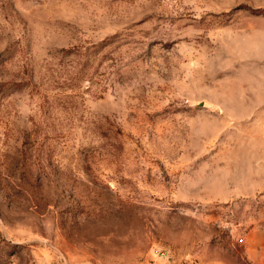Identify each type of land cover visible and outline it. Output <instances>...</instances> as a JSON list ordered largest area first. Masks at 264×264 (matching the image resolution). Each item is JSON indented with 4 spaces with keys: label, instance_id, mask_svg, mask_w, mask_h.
I'll return each mask as SVG.
<instances>
[{
    "label": "rangeland",
    "instance_id": "1",
    "mask_svg": "<svg viewBox=\"0 0 264 264\" xmlns=\"http://www.w3.org/2000/svg\"><path fill=\"white\" fill-rule=\"evenodd\" d=\"M0 264H264V0H0Z\"/></svg>",
    "mask_w": 264,
    "mask_h": 264
}]
</instances>
